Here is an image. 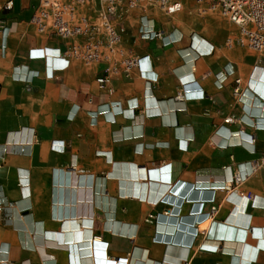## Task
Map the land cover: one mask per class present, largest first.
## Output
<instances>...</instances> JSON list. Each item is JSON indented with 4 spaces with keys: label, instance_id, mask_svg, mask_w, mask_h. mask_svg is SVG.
<instances>
[{
    "label": "crops",
    "instance_id": "obj_1",
    "mask_svg": "<svg viewBox=\"0 0 264 264\" xmlns=\"http://www.w3.org/2000/svg\"><path fill=\"white\" fill-rule=\"evenodd\" d=\"M36 6L0 0V264H264V58L139 12L86 62Z\"/></svg>",
    "mask_w": 264,
    "mask_h": 264
},
{
    "label": "built area",
    "instance_id": "obj_2",
    "mask_svg": "<svg viewBox=\"0 0 264 264\" xmlns=\"http://www.w3.org/2000/svg\"><path fill=\"white\" fill-rule=\"evenodd\" d=\"M37 6L32 17L40 32H47L61 37L86 35L89 40L75 45L71 54L86 62H96L106 58L105 51L117 52L120 33L113 18L122 17L126 13L139 9L141 36L144 39H163L164 31L157 30L154 20L148 17L147 10L159 7L166 14L173 16L182 8L181 0H36ZM203 13L221 12L238 27V32L227 39V45L248 47L264 58V0H195ZM98 6L95 19L78 14L79 5ZM12 1L7 3L11 6ZM3 23L0 20V29ZM126 68L135 65L136 59L121 61ZM105 76L100 82L109 80L110 68L105 69ZM225 77L220 78L222 82ZM240 83V79H237ZM238 90V89H237ZM236 90V91H237ZM179 95L178 97H181ZM238 182V176L236 175ZM197 235H195L196 237Z\"/></svg>",
    "mask_w": 264,
    "mask_h": 264
},
{
    "label": "rangeland",
    "instance_id": "obj_3",
    "mask_svg": "<svg viewBox=\"0 0 264 264\" xmlns=\"http://www.w3.org/2000/svg\"><path fill=\"white\" fill-rule=\"evenodd\" d=\"M181 2H182L181 10L178 11L173 16L166 14L165 11L159 7H153L152 9L150 8L146 12L153 13L154 15H156V17L159 20H161L162 23L164 22V23L176 24L177 27L174 29V31H178V32L183 30L186 32H191L194 29H198L197 27L202 24H204L205 27L207 28L208 25L204 23V20L209 15H217L220 16L223 20L230 22L228 18L221 12L216 11V12L203 13L200 10L199 5L195 0H181ZM139 12L142 11L141 10L130 11L125 14L126 15L125 18L126 19L129 18V16H131L132 13H136L138 15ZM231 24L234 29L238 30V27L235 24L233 23ZM130 29H132V25ZM140 32H141V28H140Z\"/></svg>",
    "mask_w": 264,
    "mask_h": 264
},
{
    "label": "bare ground",
    "instance_id": "obj_4",
    "mask_svg": "<svg viewBox=\"0 0 264 264\" xmlns=\"http://www.w3.org/2000/svg\"><path fill=\"white\" fill-rule=\"evenodd\" d=\"M260 105H261V103H259ZM261 107V106H260ZM238 181H242V178H241V176H240V174L238 173ZM227 184V183H226ZM145 185H146V183H145ZM229 185V184H228ZM224 188V187H223ZM145 197V196H144ZM163 232H162V239H170L169 237H170V235H168L167 234V236H166V232H167V230H162ZM169 233V232H168ZM166 236V237H165ZM194 237V236H193Z\"/></svg>",
    "mask_w": 264,
    "mask_h": 264
}]
</instances>
